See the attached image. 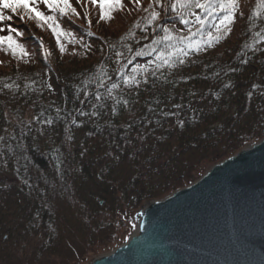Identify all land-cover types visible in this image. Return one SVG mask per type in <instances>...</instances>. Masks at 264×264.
<instances>
[{
  "label": "trees",
  "instance_id": "trees-1",
  "mask_svg": "<svg viewBox=\"0 0 264 264\" xmlns=\"http://www.w3.org/2000/svg\"><path fill=\"white\" fill-rule=\"evenodd\" d=\"M68 2L0 6V264H88L264 137V0Z\"/></svg>",
  "mask_w": 264,
  "mask_h": 264
},
{
  "label": "water",
  "instance_id": "water-1",
  "mask_svg": "<svg viewBox=\"0 0 264 264\" xmlns=\"http://www.w3.org/2000/svg\"><path fill=\"white\" fill-rule=\"evenodd\" d=\"M90 264H264V137L146 203L132 235Z\"/></svg>",
  "mask_w": 264,
  "mask_h": 264
},
{
  "label": "snow or ice",
  "instance_id": "snow-or-ice-1",
  "mask_svg": "<svg viewBox=\"0 0 264 264\" xmlns=\"http://www.w3.org/2000/svg\"><path fill=\"white\" fill-rule=\"evenodd\" d=\"M38 2L43 3L49 10H52V11H55L58 7H60L61 4H63L64 7H60L61 14H64L65 10L71 7L68 0H0V6H2L4 9H10L14 13L17 11V9H24L26 13L30 14L28 15V19H32L33 17H35L37 21H42L43 23L47 24L52 19V17L45 16L44 13H42L35 7L36 3ZM96 2L97 0H93L94 4ZM133 2L139 4V0H133ZM155 2L157 5H159L160 0H155ZM178 2H180L181 7L188 6L187 3H183L181 2V0H178ZM189 2H194L197 8L206 7L205 4L199 3V0H189ZM105 3H108L109 5H112V4L122 5V0H100V5H101V17L100 18L102 20L106 18L105 12L103 10ZM171 7L173 11L176 10V4H172ZM217 7L220 9V11L227 13L220 21L221 25L226 26L225 22L231 23L234 9L237 7V0H227V2H220L217 4ZM111 10H115V8H111L110 11ZM158 15L159 13H156L155 11H153L151 15L152 20H156ZM21 18L23 19V17ZM107 18L111 19L110 14L107 15ZM0 19H3V17L0 16ZM217 30H219V27ZM167 31L168 29L165 28L166 33ZM16 35L20 36L22 35V33L16 32ZM7 41H8L9 47H12L15 44V41L12 39L11 36L7 37ZM181 63H183V61H181Z\"/></svg>",
  "mask_w": 264,
  "mask_h": 264
},
{
  "label": "rangeland",
  "instance_id": "rangeland-1",
  "mask_svg": "<svg viewBox=\"0 0 264 264\" xmlns=\"http://www.w3.org/2000/svg\"><path fill=\"white\" fill-rule=\"evenodd\" d=\"M132 1H133V0H132ZM139 1H141V0H139ZM7 23L13 25V24H12V21H8ZM23 28L26 29L27 37H31V36H37V37H38V36H39V35L37 34L36 30H35L34 28H32V26H31L30 24H29V25H28V24L24 25ZM0 34H2V33H0ZM250 145H251V144H250ZM248 146H249V145H248ZM246 147H247V146H246ZM244 148H245V147H244ZM228 158H229V157H228ZM214 165H215V164H214ZM212 166H213V165H212ZM210 167H211V165H210ZM210 167H209V168H210ZM209 168H208V169H209ZM208 169H207V170H208ZM207 170H206V171H207ZM206 171H205V172H206ZM205 172H204V173H205ZM204 173H203V174H204ZM203 174H202V175H203ZM202 175H201V176H202ZM201 176H200V177H201ZM200 177H199V178H200ZM197 179H198V178H197ZM197 179H196V180H197ZM196 180H195V181H196ZM192 183H193V182H192ZM171 194H172V193H171ZM169 195H170V194H169ZM169 195H167V196H169ZM167 196H166V197H167ZM164 198H165V197H164ZM164 198H162V199H164ZM162 199H160V200H162ZM155 201H158V200H155ZM146 203H147V202H146ZM146 203H144V204L141 206V208L137 211V213L134 215L133 218L135 219V224H136V221H137V218H138V213H139V211L142 209V207H143ZM133 231H134V230H133ZM132 233H133V232H132ZM131 235H132V234H130V235H129L127 238H125V239L127 240ZM126 240H125V241H126ZM125 241H124V242H125ZM124 242H123V243H124ZM123 243H121L120 245H118V246H116V247H114V248H112V249H111V248L106 249L105 251H103L101 254L97 255V256L94 257L93 259H95V258H97V257H99V256L106 255V254L110 253L111 251H113V249H115V248L121 246ZM93 259H92V260H93ZM90 262H91V261H90ZM90 262H89L88 264H90Z\"/></svg>",
  "mask_w": 264,
  "mask_h": 264
},
{
  "label": "bare ground",
  "instance_id": "bare-ground-1",
  "mask_svg": "<svg viewBox=\"0 0 264 264\" xmlns=\"http://www.w3.org/2000/svg\"><path fill=\"white\" fill-rule=\"evenodd\" d=\"M242 150V149H241ZM239 152V151H238ZM236 154V153H235ZM184 188V187H183ZM182 189V188H181ZM178 190H180V189H178ZM177 191V190H176ZM148 203V202H147ZM151 203V202H150Z\"/></svg>",
  "mask_w": 264,
  "mask_h": 264
}]
</instances>
